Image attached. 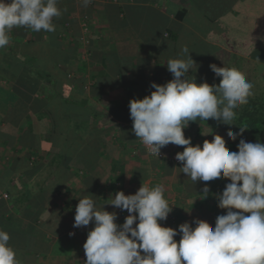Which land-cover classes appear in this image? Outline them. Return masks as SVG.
I'll return each instance as SVG.
<instances>
[{
	"label": "crops",
	"instance_id": "crops-1",
	"mask_svg": "<svg viewBox=\"0 0 264 264\" xmlns=\"http://www.w3.org/2000/svg\"><path fill=\"white\" fill-rule=\"evenodd\" d=\"M208 1L91 0V3L85 7L82 0H58L57 7L61 15L53 19L66 21L67 32L62 34V38L65 39L64 44L72 43L73 45L77 42L79 45L77 59L72 60L68 67L69 76L75 79L80 76L85 78L86 91L89 93L90 78L102 69L103 58L113 54L117 58L127 60L125 65L129 66L131 71L126 74L122 88L108 92V88L104 87L102 92L105 93L104 95L108 93L106 98L111 103L124 102L127 92L131 93L135 99H142L154 91L150 88L151 83L163 85L172 79V74L167 71V61L185 59L186 55L182 53V48L186 47L191 59L197 65V69L195 66L190 69L189 79L195 77L197 84L202 82L209 85L219 84L220 78L215 76L209 65L235 67L253 85L252 93L262 95L264 98V63L252 59V53L245 51L248 45L244 38L247 31L264 36V21H262L264 20V1L255 0L254 3L258 4V7L253 5L251 0L232 4L231 12L220 18L217 17L215 25L201 14L210 9L205 7ZM244 4L247 7L243 6ZM181 9L187 13L182 21H177L175 15ZM251 11L254 13L252 23L247 16ZM244 19L247 23H244ZM231 20L239 22L241 20L238 27L232 26V29L239 32V37L234 38L233 32H224V29H231ZM258 20L261 22L258 23ZM71 21L77 25L79 31L77 38L73 35ZM83 22L89 29L88 34L82 32ZM9 32L14 34V39H20L23 42L32 36L39 40L45 37L42 31L35 32L26 26L14 27ZM168 36L176 38V44H174L175 39L171 41L174 48L167 46L171 45ZM260 45V49H264V40ZM94 46L96 49L93 51ZM83 66L85 70L80 73V68ZM116 80L119 81V78ZM10 104L11 93L5 81L0 79V119L8 112ZM208 121L212 124L211 119ZM7 127L9 126L1 124L0 130L10 129ZM208 127L203 121L190 122L189 126L183 130L185 138L190 137L192 145L195 146L202 145L205 139L211 141L212 133L218 134L225 139L226 147L234 151L232 148L237 147L239 141H229L225 135L226 132L219 128L218 122H215L214 127L210 126V129ZM121 128L127 131L122 133L119 139V134L115 136L117 139L115 137L109 138L108 141L106 139L105 150L109 155L101 160L100 166L92 174L100 189H106L109 183L110 162L112 158H115L119 169L121 168L123 172L122 191L125 195L135 194L141 185L162 186L164 198L173 210L166 221L159 222L161 226L177 229L178 225L184 222L192 224L194 219H200L212 225L213 216L208 212L196 191H202L205 184L208 185L209 191H223L230 181L222 179L194 183L183 173L178 172L176 168L181 166L149 156L142 149L140 140L133 134L132 127L122 125ZM243 139L249 142L247 138L243 137ZM181 151L183 147L169 144L161 149V154L167 156ZM19 156L21 155L17 153L15 145L0 142V175L10 168ZM45 158L44 153H40L36 161L41 163ZM34 159L32 158L31 161ZM11 178L16 181L21 179V175L13 174ZM39 178L41 179V177L34 179L33 183L41 182ZM15 184L16 186L12 187L13 192L20 195L21 188L17 182ZM58 188L53 178L43 184L41 192L35 188L33 193L40 199H34L33 205L30 204L29 208L12 205L8 198L3 199L6 192L0 190V230L9 234V246L15 250L19 264H84L86 257L82 246L91 228L76 229L72 225L78 200L89 194L82 193L77 183L72 182L60 195L56 193ZM181 189H187L188 193L182 192ZM108 201L110 202L109 198ZM65 202L70 203L68 207L72 211L67 210L68 207L65 208ZM209 202L210 206L217 207V200ZM32 206L40 210L34 221L26 216L27 213L35 211ZM62 210V216L58 217L57 213ZM127 215L125 211L123 218ZM46 218L48 223L44 225ZM54 227L62 229L58 235L51 234L50 230ZM69 233L74 235L70 236ZM178 237L180 239V236Z\"/></svg>",
	"mask_w": 264,
	"mask_h": 264
},
{
	"label": "clouds",
	"instance_id": "clouds-1",
	"mask_svg": "<svg viewBox=\"0 0 264 264\" xmlns=\"http://www.w3.org/2000/svg\"><path fill=\"white\" fill-rule=\"evenodd\" d=\"M82 3L86 7L91 0ZM57 4L58 0H0V49L9 44L8 32L14 27L54 32L53 18L61 15ZM182 53L185 59L167 61L170 81L151 83L154 91L129 101L132 132L157 158L169 144L183 147L175 155L181 165L176 169L194 183L230 181L216 195L217 207L226 214L216 217L214 227L200 219L177 229L163 227L159 222L166 221L173 207L162 186L141 185L135 194L118 191L109 197L106 205L128 213L117 224L116 211L98 208L85 195L78 200L72 225L76 229L93 225L82 246L84 264H264V143L241 138L237 151H230L225 139L212 133L211 141L193 146L183 131L197 119L233 126L234 110L248 103L253 85L235 67L215 64L209 68L220 78L219 84H197L195 77L188 78L197 65L186 47ZM246 130L229 127L225 135L235 141ZM208 192L205 184L202 194L206 197ZM178 235L179 242L174 239ZM9 240V234L0 230V264H19Z\"/></svg>",
	"mask_w": 264,
	"mask_h": 264
},
{
	"label": "trees",
	"instance_id": "trees-1",
	"mask_svg": "<svg viewBox=\"0 0 264 264\" xmlns=\"http://www.w3.org/2000/svg\"><path fill=\"white\" fill-rule=\"evenodd\" d=\"M243 1L209 0L205 7L210 9L202 12V15L215 25L217 17L220 18L231 12L232 4ZM251 1L258 7V4L254 3L255 0ZM186 13L181 9L175 15V19L182 21ZM65 22L64 19H53L55 31L42 30L45 33L43 40L32 36L23 42L14 39V34L8 32L11 34H9V44L0 49V79L5 81L11 93L8 112L0 119V125L9 126L7 128L10 129L0 130V142L15 145L17 153L21 155L0 175V190L6 192L12 205L29 208L33 205L34 199H40L34 194L35 188L41 192L43 184L50 178H53L59 186L56 192L58 195L67 189L71 182L77 183L80 191L87 192L88 196L95 200L98 208L103 207L109 212L116 211L118 216L116 223L122 224L125 211L121 212L106 205L110 203L107 200L110 196L114 197L116 192L122 191L123 172L121 168L119 169L118 162L115 158L110 162L109 183L106 189H100L92 174L100 166L101 160L109 155L105 150L106 139L108 141L117 134L119 139L120 135L127 131L121 128L122 125L132 127L128 108L129 101L135 99L132 94L127 92V98L122 103H111L106 98L108 93L104 95L105 93L102 92L104 87L108 88V92L122 88L124 84L122 82L131 69L125 65L127 60L117 58L113 54L105 56L101 64L102 69L90 78L91 91L87 93L85 78L80 76L75 79L68 74L71 61L77 59L79 45L77 42L73 45L64 44L65 39L62 38V34L67 32ZM70 26L73 35L79 37L77 25L71 21ZM173 40L176 44V38L168 36L169 44ZM167 46L175 47L172 44ZM95 49L94 46L92 50ZM252 59L264 63V49H257L252 53ZM84 70L83 66L79 72ZM116 78H119V81ZM234 111L236 118L232 122L233 126L213 120L212 124L209 121L204 123L214 127L215 122H218L219 128L225 132L229 127L235 132L239 131V127H246L247 130L242 137H238L235 141L245 137L249 142L264 143L262 95L252 93L248 103ZM196 122L201 121L197 119ZM232 149L237 151V147ZM40 153H44L46 157L41 163L36 161ZM32 158L35 159L31 161ZM13 174H20L21 179L15 181L11 178ZM37 177H41L39 178L41 182L33 183ZM16 182L21 188L20 195L13 192L12 187L16 186ZM181 191L185 193L187 189ZM196 192L213 216V223L210 226L214 227L216 217L226 212L210 206L209 201L217 200L216 195L222 191H209L206 197L201 190ZM69 204V202L64 203L66 209ZM32 207L35 209V206ZM68 208L67 210L72 211L70 207ZM62 212L63 210L59 211L57 216H62ZM38 213L40 210L36 207L35 211L27 213L26 216L34 221ZM47 223L48 218L44 220V225ZM87 227L92 228L93 225L90 223ZM61 230L60 227H54L50 232L52 235H58ZM178 236L174 237L177 242H179Z\"/></svg>",
	"mask_w": 264,
	"mask_h": 264
},
{
	"label": "rangeland",
	"instance_id": "rangeland-1",
	"mask_svg": "<svg viewBox=\"0 0 264 264\" xmlns=\"http://www.w3.org/2000/svg\"><path fill=\"white\" fill-rule=\"evenodd\" d=\"M238 3V2H237ZM239 3H241V2H239ZM264 3V2H263ZM261 5V4H260ZM243 6H245V7H247L246 6V4H244ZM202 14V13H201ZM246 15H247V13H246ZM245 16V15H244ZM248 16V19L250 20V22L252 23V19L254 18V13H253V11H251V13L249 14V15H247ZM258 19H260L259 17H258ZM259 21L260 20H258V23H259ZM262 21H264V20H262ZM240 22H241V20H240ZM240 22L238 21V20H231V23H232V25H231V29H232V26H234V27H238L239 26V24H240ZM261 22V21H260ZM218 23H219V21H218ZM244 23H247V21H246V19H244ZM222 25V24H221ZM207 27H209V26H207ZM223 29H224V27H223ZM224 29V32L225 33H230V32H233L234 34L232 35V36H235L234 38H236V37H239L238 36V34H239V32H237V30L235 29ZM244 38H245V40L247 41V45L248 46H246V48H245V51H250L251 53H255L256 51H257V49H260L261 47V43H262V41L264 40V36H262V35H257L256 33H254L253 34V32H249V31H247V35H245L244 36ZM228 44V43H227ZM230 44H231V41H230ZM249 50H248V49ZM234 211H236V210H234Z\"/></svg>",
	"mask_w": 264,
	"mask_h": 264
},
{
	"label": "built area",
	"instance_id": "built-area-1",
	"mask_svg": "<svg viewBox=\"0 0 264 264\" xmlns=\"http://www.w3.org/2000/svg\"><path fill=\"white\" fill-rule=\"evenodd\" d=\"M81 28H82V32H83V34H88V33H89V29H88V27H87V25H86L85 22L82 23ZM140 144H141L142 149H143V150H144L149 156L156 157V156H154V155H152V154L150 153V150L147 148V146L143 145V143H142L141 141H140ZM175 155H176V153H175V154H170V155H167V156H164V155L161 154L158 158H160V159H164L165 161H167L168 163H171V164H173V165L181 166L180 163H179L178 161L175 160ZM156 158H157V157H156ZM3 199H7V195H6V194L3 195Z\"/></svg>",
	"mask_w": 264,
	"mask_h": 264
}]
</instances>
